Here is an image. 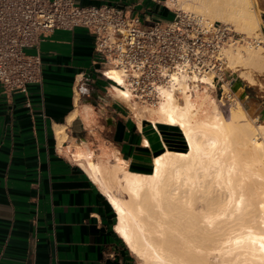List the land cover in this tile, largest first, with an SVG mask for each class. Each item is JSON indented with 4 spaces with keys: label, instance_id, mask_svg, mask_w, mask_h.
Segmentation results:
<instances>
[{
    "label": "crops",
    "instance_id": "1",
    "mask_svg": "<svg viewBox=\"0 0 264 264\" xmlns=\"http://www.w3.org/2000/svg\"><path fill=\"white\" fill-rule=\"evenodd\" d=\"M74 1L118 5L143 21L173 15L168 0ZM256 5L264 35V0ZM34 51L43 80L29 87L31 106L0 89V264H137L74 154L89 151L101 166L114 165L116 154L128 170L148 173L156 155L183 147L180 133L113 94L86 28L50 31ZM241 95L264 102V89Z\"/></svg>",
    "mask_w": 264,
    "mask_h": 264
},
{
    "label": "bare ground",
    "instance_id": "2",
    "mask_svg": "<svg viewBox=\"0 0 264 264\" xmlns=\"http://www.w3.org/2000/svg\"><path fill=\"white\" fill-rule=\"evenodd\" d=\"M176 2L245 35V44L230 45L224 54L227 67H240L239 77L254 84L252 71L264 73V44L252 42H264L255 1L167 3ZM105 74L113 81V94L127 101L129 92L115 84L121 81L118 71ZM201 83H211V76L202 75ZM190 90L184 78L177 89L162 90L152 120L177 128L183 147L156 155L150 172L128 170L116 154L112 171L92 160L89 151L74 156L83 157L80 165L114 210L115 231L144 264H264V124L252 123L238 103L228 108L226 119L206 88ZM112 182L126 197L114 192Z\"/></svg>",
    "mask_w": 264,
    "mask_h": 264
},
{
    "label": "built area",
    "instance_id": "3",
    "mask_svg": "<svg viewBox=\"0 0 264 264\" xmlns=\"http://www.w3.org/2000/svg\"><path fill=\"white\" fill-rule=\"evenodd\" d=\"M86 28L99 56L100 75L114 68L129 92L128 102L156 105L163 89H177L184 78L190 91L201 76L221 83L227 63L224 49L243 36L223 22L173 9L167 20H141L114 4L81 5L74 0H0V89L21 94L30 107V85H41V38L55 29ZM27 49H33L28 52ZM198 79V80H197ZM209 85V84H207Z\"/></svg>",
    "mask_w": 264,
    "mask_h": 264
},
{
    "label": "rangeland",
    "instance_id": "4",
    "mask_svg": "<svg viewBox=\"0 0 264 264\" xmlns=\"http://www.w3.org/2000/svg\"><path fill=\"white\" fill-rule=\"evenodd\" d=\"M179 1H180V3L190 4V5H195L197 3V0H179ZM254 1L256 4L257 0H254ZM169 7H171L172 9H177L179 11H185V12H189V13H197L195 8H191L190 10L189 9L186 10L185 8L179 7L177 2H176V4H172ZM259 9L260 8L256 5V10L260 14ZM202 17L207 18L209 21L223 22L218 18L211 19L205 15H203ZM223 23H225V22H223ZM231 27L234 29V31L239 33V31L236 30L234 28V26H231ZM240 34L242 36H245L242 33H240ZM245 42H246V39L243 37V40L240 43H236L234 45H238V44H242V43L245 44ZM252 42L254 44H260V45L264 44L263 41H261V42L252 41ZM27 51L32 52L33 49H27ZM236 69H237V71H233V68L227 67V69L225 70L226 74L224 75V79L222 80L221 83H213L214 86H212L211 83H208L209 85H207V83H206V84L202 85V87H199V88H201V89L206 88L207 98L209 100H211L212 98L214 99V102L216 103L214 108H216L217 111H221L222 112L221 114H223L224 117H226L228 115L226 117V119H228L229 115H230V113H228L229 112L228 108H230L231 105L238 103V104H241L240 106L242 107L246 117L252 123L264 124V102L260 103L257 100H250L249 101L241 95V93H243V91H245V90L247 91V90L251 89L252 87H255L258 91H259V89H264V73L252 71V74H253L252 77L255 79L256 82L254 84H250V83L244 81L243 79H241L239 77L241 68L238 67ZM237 82H241V83L235 89L234 86L236 85ZM177 98L179 101H181V94L180 93L177 94ZM119 99H121V98H119ZM261 99H264V98H261ZM126 103L130 106V108L134 109L135 114L137 113V115H139V113H140V116L141 115H150L151 118L153 116H155V113L153 110L155 109L157 104L152 105V106H142V105H140V103H132V102H128V100L126 101ZM209 109H210L209 111L207 110L208 114H210L209 112L213 110L211 105L209 106ZM237 158L239 161H243V160L245 161V156L241 152H237ZM110 165L111 164L108 163V164H105L103 166L108 168V170L110 169L112 171L111 168L116 167V165L112 166V167ZM103 166H102V168H104ZM106 168L103 169V173L107 175V172H110V171H107ZM118 186L119 185L112 182V188H116V189H113L114 192H116L117 195H119L122 198L126 197L125 192L123 190H121L122 188L120 189ZM211 260H214L216 262L217 257H213ZM136 261H137V264H144L143 261L141 259H139L137 256H136Z\"/></svg>",
    "mask_w": 264,
    "mask_h": 264
},
{
    "label": "water",
    "instance_id": "5",
    "mask_svg": "<svg viewBox=\"0 0 264 264\" xmlns=\"http://www.w3.org/2000/svg\"><path fill=\"white\" fill-rule=\"evenodd\" d=\"M241 82H237L234 88H236L238 85H240Z\"/></svg>",
    "mask_w": 264,
    "mask_h": 264
}]
</instances>
